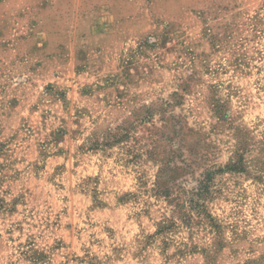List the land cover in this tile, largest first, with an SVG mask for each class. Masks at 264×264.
I'll return each mask as SVG.
<instances>
[{
    "label": "rangeland",
    "instance_id": "374dc122",
    "mask_svg": "<svg viewBox=\"0 0 264 264\" xmlns=\"http://www.w3.org/2000/svg\"><path fill=\"white\" fill-rule=\"evenodd\" d=\"M263 159L264 0H0V264H264Z\"/></svg>",
    "mask_w": 264,
    "mask_h": 264
},
{
    "label": "trees",
    "instance_id": "16d2710c",
    "mask_svg": "<svg viewBox=\"0 0 264 264\" xmlns=\"http://www.w3.org/2000/svg\"><path fill=\"white\" fill-rule=\"evenodd\" d=\"M254 166L258 167V170L261 173L260 176H255L254 179L257 182H261L263 179V176H264V159L261 161L255 160ZM225 169L230 171V172H246L247 171V165L245 164V161H244L242 155H240V153L237 152L236 157L231 160V162L228 164V166L225 167ZM212 175H213V173L206 172V174H204L202 176V178L199 180L198 187L191 192V194L193 196H195V198H196V201H195L196 204L194 203L195 206L200 205V204H198V202L203 200V197L206 194H208L209 184L212 182ZM190 201H191L190 203H192L194 200L191 199ZM194 205L192 204L191 207H193ZM176 206H177V204H176ZM206 217L209 218L210 222L213 221L211 216H209L208 214Z\"/></svg>",
    "mask_w": 264,
    "mask_h": 264
}]
</instances>
